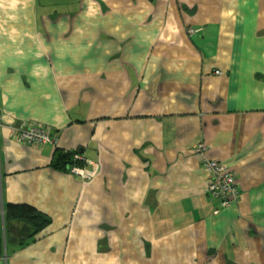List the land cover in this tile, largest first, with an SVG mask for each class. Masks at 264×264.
<instances>
[{"label":"crops","instance_id":"0c3cea01","mask_svg":"<svg viewBox=\"0 0 264 264\" xmlns=\"http://www.w3.org/2000/svg\"><path fill=\"white\" fill-rule=\"evenodd\" d=\"M33 122L55 142L17 141ZM201 143L236 177L227 207ZM7 203L51 222L0 264H264V0H0Z\"/></svg>","mask_w":264,"mask_h":264},{"label":"trees","instance_id":"16d2710c","mask_svg":"<svg viewBox=\"0 0 264 264\" xmlns=\"http://www.w3.org/2000/svg\"><path fill=\"white\" fill-rule=\"evenodd\" d=\"M79 151H58L52 165L71 172L72 167L85 168L84 159H76ZM51 217L28 203H7L4 214L0 205V257L9 246L24 247L49 225Z\"/></svg>","mask_w":264,"mask_h":264},{"label":"built area","instance_id":"2783aa9c","mask_svg":"<svg viewBox=\"0 0 264 264\" xmlns=\"http://www.w3.org/2000/svg\"><path fill=\"white\" fill-rule=\"evenodd\" d=\"M189 32L192 33L193 29H189ZM215 72L220 73V70H216ZM15 138L25 145H40L55 142L52 128L36 122L30 124L26 129L16 132ZM197 150L203 156V165L209 173L207 183L209 194L216 199L221 207L229 206L232 201L240 197L235 175L228 171L225 164L218 159L208 157L206 155L207 147L204 144H199ZM75 158L79 160L84 159L82 154L77 152ZM71 172L81 175L87 180L91 178V175L86 172L85 168L75 166L72 167Z\"/></svg>","mask_w":264,"mask_h":264},{"label":"rangeland","instance_id":"374dc122","mask_svg":"<svg viewBox=\"0 0 264 264\" xmlns=\"http://www.w3.org/2000/svg\"><path fill=\"white\" fill-rule=\"evenodd\" d=\"M53 7V6H52ZM54 8V7H53Z\"/></svg>","mask_w":264,"mask_h":264}]
</instances>
